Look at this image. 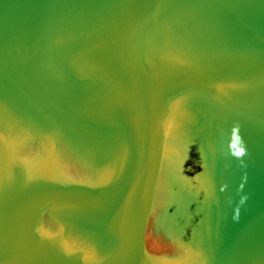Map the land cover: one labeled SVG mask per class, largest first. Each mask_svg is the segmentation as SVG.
<instances>
[{
	"label": "water",
	"instance_id": "1",
	"mask_svg": "<svg viewBox=\"0 0 264 264\" xmlns=\"http://www.w3.org/2000/svg\"><path fill=\"white\" fill-rule=\"evenodd\" d=\"M0 264H264V0H0Z\"/></svg>",
	"mask_w": 264,
	"mask_h": 264
}]
</instances>
